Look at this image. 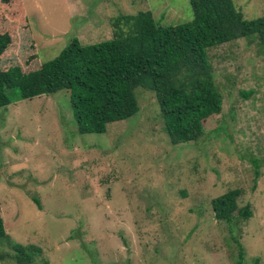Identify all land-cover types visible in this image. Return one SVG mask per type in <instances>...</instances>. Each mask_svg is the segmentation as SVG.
<instances>
[{
	"label": "rangeland",
	"instance_id": "rangeland-1",
	"mask_svg": "<svg viewBox=\"0 0 264 264\" xmlns=\"http://www.w3.org/2000/svg\"><path fill=\"white\" fill-rule=\"evenodd\" d=\"M23 1L42 62L74 38L111 39L121 14L150 11L165 27L193 20L189 0ZM233 2L246 20L264 17V0ZM17 5L0 3V19ZM209 58L223 109L195 142L171 144L142 87L138 113L104 134L78 133L66 90L1 108L0 210L12 240L40 246L51 264H264V46L242 38ZM233 189L253 211L236 226L212 208Z\"/></svg>",
	"mask_w": 264,
	"mask_h": 264
},
{
	"label": "trees",
	"instance_id": "trees-1",
	"mask_svg": "<svg viewBox=\"0 0 264 264\" xmlns=\"http://www.w3.org/2000/svg\"><path fill=\"white\" fill-rule=\"evenodd\" d=\"M16 1L15 14L0 19V109L13 98L32 100L66 90L82 135L104 134L109 124L136 115L135 90L142 87L155 93L171 144L195 142L204 135V121L223 109L209 50L251 37L264 46V17L246 20L233 0H189L193 20L188 23L165 27L150 11L121 14L111 19V39L82 44L74 38L54 59L42 62L24 1ZM260 175L255 162V186ZM241 194L233 189L212 200L218 221L236 226L253 217L250 205L239 208ZM32 200L42 210L40 200ZM237 244L241 262L244 249ZM0 261L51 264L40 246L12 240L1 210Z\"/></svg>",
	"mask_w": 264,
	"mask_h": 264
}]
</instances>
